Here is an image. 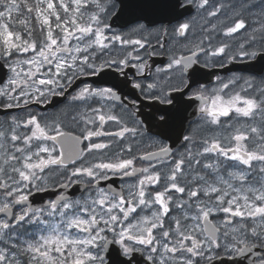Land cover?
I'll use <instances>...</instances> for the list:
<instances>
[{
	"label": "snow or ice",
	"instance_id": "6c2138e0",
	"mask_svg": "<svg viewBox=\"0 0 264 264\" xmlns=\"http://www.w3.org/2000/svg\"><path fill=\"white\" fill-rule=\"evenodd\" d=\"M0 264H264V0H0Z\"/></svg>",
	"mask_w": 264,
	"mask_h": 264
}]
</instances>
